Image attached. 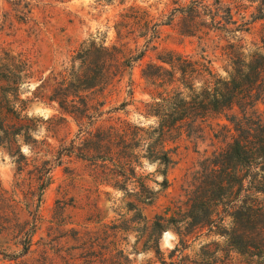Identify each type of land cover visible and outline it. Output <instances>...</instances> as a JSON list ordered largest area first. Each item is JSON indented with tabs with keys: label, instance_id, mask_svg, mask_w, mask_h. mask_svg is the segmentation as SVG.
Listing matches in <instances>:
<instances>
[{
	"label": "rangeland",
	"instance_id": "1",
	"mask_svg": "<svg viewBox=\"0 0 264 264\" xmlns=\"http://www.w3.org/2000/svg\"><path fill=\"white\" fill-rule=\"evenodd\" d=\"M192 1L0 0V264H169L181 255L192 260L209 241L192 237L183 249L172 229L158 235L153 226L157 216H169L195 190L203 159L231 140L224 114L211 116L195 132L187 126L173 132L166 189L154 182L163 178L157 166L143 159L137 175L161 190L136 218L129 210L134 197L118 187L129 183L132 188L133 182L117 175L116 166L104 171L81 156L80 129L89 121L81 127L60 106L74 99L60 84L84 42L116 46L121 62L145 52L131 67H113L105 92L98 94L97 88L92 96L93 103L106 101L104 110L128 102L103 119L119 117L141 127L154 123L145 116L151 97L142 72L149 63L168 67L160 55L210 61L224 77L231 70L230 56L247 57L260 45L264 19L254 20L256 0H223L233 7V26L242 30L236 36L219 30L203 7L198 16H189L181 7ZM220 15L227 16L222 9ZM256 108L264 113V100Z\"/></svg>",
	"mask_w": 264,
	"mask_h": 264
},
{
	"label": "trees",
	"instance_id": "2",
	"mask_svg": "<svg viewBox=\"0 0 264 264\" xmlns=\"http://www.w3.org/2000/svg\"><path fill=\"white\" fill-rule=\"evenodd\" d=\"M256 1L259 15L254 20L264 19V0ZM201 7L227 35L236 36L242 31L233 26L237 22L231 3L216 0L215 4H203L194 0L181 8L196 17ZM221 9L226 17L220 15ZM154 37L157 38V31ZM116 51V46L84 42L73 55L68 74L60 84L65 87L61 89L66 91L64 94L74 97L71 104L61 102L63 111L81 123V127L84 121H89L87 127L80 129L81 156L104 171L116 166L117 175L133 182L132 188H128L129 183L118 187L130 191L136 202L129 203V210L136 212V218H142L143 206L153 204L161 190L150 187L137 175L143 159L157 166L156 171L163 178L154 182L166 189L168 170L174 162L172 150L167 147L173 132L180 133L185 126L195 132L211 116L224 114L230 124L231 140L203 159L195 190L169 216H157L153 230L159 235L172 229L183 249L192 237L193 241L200 237L209 239L192 260L181 255L179 262L169 264H264V113L256 108L264 100V37L247 57L229 53L231 70L224 77L214 72L210 61L206 64L183 55H160L158 60L168 67L147 64L142 77L150 86L151 101L146 103L145 116L154 118L148 127L133 125L119 117L103 119L104 115L127 106L126 101L108 110L103 109L105 100L93 103L96 89L103 94L110 84L113 67H119L120 63L131 67L145 56L142 51L121 62ZM129 93L133 95L132 84ZM235 107L238 111L229 114ZM99 121L109 123L97 125ZM28 240L31 242L30 237ZM177 249L172 250L171 258ZM28 250L26 243L22 253Z\"/></svg>",
	"mask_w": 264,
	"mask_h": 264
},
{
	"label": "bare ground",
	"instance_id": "3",
	"mask_svg": "<svg viewBox=\"0 0 264 264\" xmlns=\"http://www.w3.org/2000/svg\"><path fill=\"white\" fill-rule=\"evenodd\" d=\"M169 235H170V234L167 232V233H166V238H168V237H169Z\"/></svg>",
	"mask_w": 264,
	"mask_h": 264
}]
</instances>
